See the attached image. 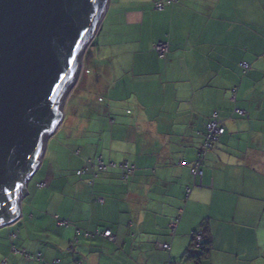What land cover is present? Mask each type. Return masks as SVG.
Listing matches in <instances>:
<instances>
[{
  "label": "crops",
  "instance_id": "1",
  "mask_svg": "<svg viewBox=\"0 0 264 264\" xmlns=\"http://www.w3.org/2000/svg\"><path fill=\"white\" fill-rule=\"evenodd\" d=\"M133 2L114 0L109 9L128 26L137 19L139 45L88 60L91 92L105 103L85 119L86 137L56 140L39 182L27 186L22 216L0 227V264H264V0ZM161 40L170 44L164 59L154 49ZM216 111L225 132L194 186L191 166ZM107 229L115 240L85 235ZM195 229L212 241L203 259L184 257ZM35 230L49 243L32 237L23 248ZM15 231L39 262L12 252Z\"/></svg>",
  "mask_w": 264,
  "mask_h": 264
},
{
  "label": "water",
  "instance_id": "2",
  "mask_svg": "<svg viewBox=\"0 0 264 264\" xmlns=\"http://www.w3.org/2000/svg\"><path fill=\"white\" fill-rule=\"evenodd\" d=\"M92 1L0 0V227L22 215L46 136L106 7L80 49Z\"/></svg>",
  "mask_w": 264,
  "mask_h": 264
},
{
  "label": "rangeland",
  "instance_id": "3",
  "mask_svg": "<svg viewBox=\"0 0 264 264\" xmlns=\"http://www.w3.org/2000/svg\"><path fill=\"white\" fill-rule=\"evenodd\" d=\"M113 1L114 0H107L103 16L100 17L95 27V30L93 31L92 35L90 36L89 40L87 41L85 47L81 52L80 64H79L77 76L74 82L68 88L64 96V100L61 108L62 109L61 119L57 122L55 128L51 130L50 133L46 136L43 151L39 156V161L36 166L37 169L36 170L37 173L35 174L36 177L34 176L33 179L31 178L28 184L31 183V185H33L39 182L41 175L40 173H38V171L42 167L43 164L42 161H44L45 157L48 154H49L48 157H50L51 155L50 151L52 150V147L55 146L56 140L61 141V138L67 136L68 139L67 143L71 144L76 139V136H79V138L86 137L87 135L84 133L85 131L90 130L91 127L89 128V126L84 125L85 119L91 117L92 112H94L92 107H94L95 104L97 103L99 104L101 102L105 103L104 97L101 96L100 93L91 92L94 78H92V76L89 73L88 67L90 63H88V60L91 57L93 58L97 55H100L102 59H105L111 57L113 54H118L119 52H123V51L128 52L129 50L136 49V46L139 45V42L137 40L142 38L143 30H141L138 27H135V22H137V19H134L132 21L131 26H128L126 25V23H122L121 21L119 22L118 18H116L115 10L109 9L110 4ZM130 4L138 6V3L133 2V0H130ZM111 29L114 30L113 36L106 37L105 34ZM145 49L146 47L141 48L142 51H145ZM87 63L88 66H87V71L85 73ZM88 101L89 102L91 101V103H89ZM94 128L96 129L97 126H95ZM81 130L83 131V134H80ZM57 134L59 135L57 136ZM69 135L72 138L69 137ZM81 145L83 144L81 143ZM26 196L28 195H25L24 198H26ZM23 203H24V199L22 201V207H23ZM4 227L6 226H3L1 228ZM14 233H16V231L11 233V235L8 234L10 235V241L18 249H21L18 246L19 244L15 241L16 236L12 235ZM39 234H41V231L35 230L34 233L32 232L31 235L25 239V240L28 239L27 244L25 246L24 245L22 246L20 245V246L21 247L24 246L23 248L30 249L32 244V240H31L32 237H36L35 241L38 244V246L48 244L49 241L47 240V238L45 237L43 239L41 236H39ZM56 234L58 235V232H56ZM12 237L14 238L11 239ZM62 248L64 250L68 249V247L64 244L62 245ZM21 260L23 259L21 258ZM30 262L31 261H28V264H31ZM33 262L36 263L39 261H37V259H34ZM20 264L23 263L21 262ZM179 264H181V262Z\"/></svg>",
  "mask_w": 264,
  "mask_h": 264
},
{
  "label": "built area",
  "instance_id": "4",
  "mask_svg": "<svg viewBox=\"0 0 264 264\" xmlns=\"http://www.w3.org/2000/svg\"><path fill=\"white\" fill-rule=\"evenodd\" d=\"M173 1V0H172ZM164 7V4L159 3L157 5V8L161 9ZM154 48L156 50V52L158 53V55L160 57H165L167 55V53L170 50V45L169 42L161 40L157 43H155ZM245 69H249L250 65L247 62H243L241 64ZM239 113H243V110L237 109L236 110ZM207 128H208V132L205 135V141H204V149L201 150L199 156L197 157L196 161L193 163L192 168H191V173L194 177V186L200 185L202 184V177H203V169H202V164H203V160L205 157L206 152L213 146V144L219 140L220 136L225 132V128L223 126L220 125V122L218 121V112L216 111L212 118L210 119V121L207 124ZM116 165V164H114ZM96 166H97V170L98 171H105L107 169V164L102 160V158H99L98 161L96 162ZM120 167H123L126 170V174H125V178H128L131 173L133 172V166L130 165L128 162L126 163H121ZM84 172L83 170L78 171V173H82ZM41 187L45 185L44 182H41L39 184ZM191 191V187H189L187 189V192ZM102 202V200H99ZM57 218L58 215H56ZM178 219L171 222V227H173V231H175V227L177 225ZM59 223L63 224V225H69V222L67 220H61L59 219ZM81 230L79 228L76 229V235L80 234ZM95 234H102L103 236L111 239V240H115V235L112 233V231L110 229L105 230L104 232L100 233V232H95V233H91V232H86L85 235L87 237L89 236H94ZM204 239V235L201 232H197L196 235V244L199 247L201 245V241ZM162 248L166 249V250H170L171 249V243L170 242H164L162 243ZM18 253L23 254L24 256H26L27 258H31L30 255H28L27 253H25V250H15Z\"/></svg>",
  "mask_w": 264,
  "mask_h": 264
},
{
  "label": "trees",
  "instance_id": "5",
  "mask_svg": "<svg viewBox=\"0 0 264 264\" xmlns=\"http://www.w3.org/2000/svg\"><path fill=\"white\" fill-rule=\"evenodd\" d=\"M105 2H106V0H93L92 1V4H91V7H90V9L88 10V26L86 27V29H85V32H84V35H82V45H80V49H81V47L83 46V44L85 43V41H86V39L90 36L89 35V33H91L92 31H93V29H94V25H95V23H96V21L98 20V18H99V16H100V14H101V12H102V10H103V8H104V6H105ZM168 2L169 3H171V2H173L172 0H168ZM159 3H157L156 4V7H157V5H158ZM161 4H163V3H161ZM164 7H165V5H164ZM163 7V8H164ZM163 8H161V9H163ZM157 9H159V8H157ZM165 41V40H164ZM159 42V41H158ZM170 45V44H169ZM79 49V50H80ZM155 49V48H154ZM155 52H156V50H155ZM169 52H170V50H169ZM168 52V53H169ZM157 53V52H156ZM168 53H167V55H168ZM157 55H158V53H157ZM166 55V56H167ZM166 56L165 57H160L159 55H158V57L159 58H161V59H164V58H166ZM244 68V67H243ZM245 69V68H244ZM245 70H247V69H245ZM59 94H60V90L58 89V91H57V93L55 94V96H54V105H57V103H58V100H59ZM239 113V112H238ZM239 114H241V113H239ZM208 124V123H207ZM207 124H206V131L204 132V137H205V135H206V133L208 132V128H207ZM222 136V135H221ZM204 141H205V139H204ZM204 149V142H203V145H202V147H201V150H203ZM196 161V160H195ZM194 161V162H195ZM193 162V163H194ZM193 165V164H192ZM191 168H192V166H191ZM132 174V173H131ZM34 177V176H33ZM32 177V178H33ZM40 184V183H39ZM40 186V185H39ZM1 221V220H0ZM58 221H59V219H58ZM69 222V221H68ZM80 229V228H79ZM81 230V229H80ZM81 232H82V230H81ZM86 232H89V231H86ZM85 232V233H86ZM197 232H201L203 235H204V239L201 241V245L198 247L197 246V244H196V235H197ZM92 233V232H91ZM13 236H16V234L14 233V234H12ZM95 235H100V234H95ZM94 235V236H95ZM192 236H193V239H194V241H193V245L190 247V249L185 253V256L184 257H186V258H197V259H203V258H205V257H207L208 256V254L210 253V251H211V249H212V241L210 240V236H209V234L204 230V229H195L194 230V232H193V234H192ZM89 237H91V236H89ZM14 237H12L11 239H13ZM15 240V239H14ZM14 240H13V242H14ZM76 240H78V238L76 237ZM12 248H13V250H12V252H14V253H16V254H20L21 256H23L26 260H33V259H42L41 258V256H33L32 254H30V253H28L25 249H23V250H25V253H27L28 255H30L31 256V258H27L26 256H24L23 254H21V253H18L17 251H15L16 249L17 250H22V249H18L14 244H12ZM77 264H80V262H77Z\"/></svg>",
  "mask_w": 264,
  "mask_h": 264
},
{
  "label": "clouds",
  "instance_id": "6",
  "mask_svg": "<svg viewBox=\"0 0 264 264\" xmlns=\"http://www.w3.org/2000/svg\"><path fill=\"white\" fill-rule=\"evenodd\" d=\"M42 162H43V161H42ZM36 172H37V171H36ZM36 172H35V173H36ZM22 201H23V199H22Z\"/></svg>",
  "mask_w": 264,
  "mask_h": 264
}]
</instances>
